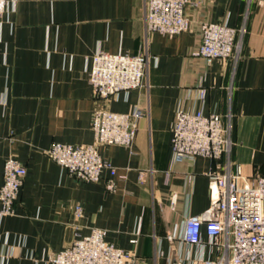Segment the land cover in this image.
<instances>
[{"label": "crops", "instance_id": "0c3cea01", "mask_svg": "<svg viewBox=\"0 0 264 264\" xmlns=\"http://www.w3.org/2000/svg\"><path fill=\"white\" fill-rule=\"evenodd\" d=\"M7 1L0 15V188L10 157L27 175L14 214L0 220V264H50L48 255L70 246L76 231L93 228L145 264L194 252L182 241L184 224L210 205L213 163L175 162L171 128L181 106L219 114L231 127L232 162L247 176L264 173V0H190V29L173 37L147 33L145 0ZM205 23L240 30L238 58L207 64L193 55ZM99 51L148 56L145 86L98 102L88 71ZM100 105L119 114L137 108L142 116L131 148H100L116 175L105 170L100 183L80 182L47 152L55 143L94 144ZM109 179L114 192L105 187ZM77 205L84 208L79 221ZM203 256L214 260L215 250L206 247Z\"/></svg>", "mask_w": 264, "mask_h": 264}, {"label": "built area", "instance_id": "2783aa9c", "mask_svg": "<svg viewBox=\"0 0 264 264\" xmlns=\"http://www.w3.org/2000/svg\"><path fill=\"white\" fill-rule=\"evenodd\" d=\"M255 0H247L251 3ZM258 1V0H256ZM190 0H145V24L148 34L177 36L190 29L186 8ZM198 6L199 3H194ZM7 0H0V15L8 13ZM240 30L227 23H205L201 27V44L193 52L207 64L215 60L238 58L242 44ZM149 58L146 55L109 54L97 52L88 71L95 99L108 101L120 93L145 86ZM204 102L205 88L198 90ZM142 116L135 108L119 114L100 105L93 113L95 142L73 146L55 143L47 155L80 182L100 183L105 170L116 175V168L105 159L102 146L118 145L131 148L137 133V120ZM172 152L175 162L206 158L213 163L209 173L211 202L201 214L187 218L182 241L194 252L169 264H264V173L247 176L240 165L231 160V127L219 114L206 115L202 109L180 107L172 128ZM27 168L14 157L5 161L3 185L0 188V220L14 214ZM145 172L139 174L143 183ZM108 191H116L112 179L105 182ZM74 218L84 217V208L77 205ZM140 235V230L135 233ZM204 235L207 237L204 238ZM175 231L168 240L174 242ZM137 240H132L136 243ZM215 250L216 258L203 256L206 248ZM50 264H145L136 252L125 251L106 241V231L93 228L88 235L76 231L70 246L48 255Z\"/></svg>", "mask_w": 264, "mask_h": 264}]
</instances>
